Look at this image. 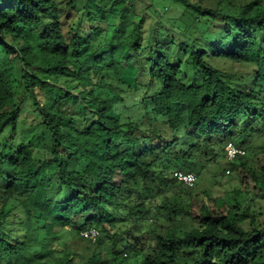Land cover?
<instances>
[{
  "label": "trees",
  "instance_id": "16d2710c",
  "mask_svg": "<svg viewBox=\"0 0 264 264\" xmlns=\"http://www.w3.org/2000/svg\"><path fill=\"white\" fill-rule=\"evenodd\" d=\"M203 1L169 0L170 18L211 17L220 37L167 39L171 54L155 14L147 34L138 16L121 35L129 0H0V264H264V213L198 204L171 177L198 175L202 146L218 155L238 136L248 149L264 139V0L228 12ZM211 56L250 69L235 82ZM123 63L137 68L132 86ZM138 86L150 107L139 123L121 120L114 107ZM246 155L228 164L264 191V164L257 176ZM180 213L194 225L182 227ZM75 223L96 228V240ZM67 228L91 250L67 249Z\"/></svg>",
  "mask_w": 264,
  "mask_h": 264
},
{
  "label": "rangeland",
  "instance_id": "374dc122",
  "mask_svg": "<svg viewBox=\"0 0 264 264\" xmlns=\"http://www.w3.org/2000/svg\"><path fill=\"white\" fill-rule=\"evenodd\" d=\"M216 1L217 0H204L203 4L208 7L217 6L223 11L228 12L233 6L238 7L244 5L250 0H229V2L223 3L221 1L218 5L215 4ZM129 2L132 3L134 8L131 9V7H129L127 9L124 18L125 20H123V33L121 35H126L130 32L131 20L137 18L138 16H142L144 21V30L147 34L150 22L155 21L153 18L155 17L153 14H155L156 18L160 20L158 21L156 28L160 33H162V35H160L157 39L162 41L161 45L164 48L174 49L176 47V45L169 44V40L179 42L180 39H183V41H187V39H189L196 40L201 43V41L220 37V30L215 28L216 21H212L211 17L208 16L200 17L199 21H172L170 17H175L178 14L176 12L177 10H175V8L170 4L169 0H129ZM150 4L151 6L148 7V11L146 9V5ZM178 12L180 13V11ZM224 26L225 23H223V28ZM218 27H222V24ZM161 38H163V40H160ZM174 51H176V49L170 51V53L173 54ZM209 63L215 68H219L224 71L225 74L230 76L235 75L232 77L235 82L239 81L238 77L243 79L246 72L250 69V67L244 62H234L220 57L211 56ZM123 65L126 67V71L122 78L125 82L132 86L137 68L133 66L132 63H123ZM58 86L61 87L60 85ZM146 91V86H138L135 88V91L130 92L129 96L125 97L122 104L115 105V115L120 116L121 120H125L126 117L131 116L133 120L139 123L140 121L137 120V117L146 112L145 106L147 107V110L150 107L149 99H146V101L143 102V93L145 94ZM147 94L149 96L150 92H147ZM24 111H27V124L32 123V120L34 121L35 117L30 111V106L26 105ZM153 115L154 114H151L152 117ZM156 124L159 126L162 133L166 134L167 137H171V132L168 130V127L162 123L160 119L157 120ZM6 135L9 136L8 134ZM2 137L3 136L0 137V144ZM243 138V136H238L234 139V141L239 144ZM263 143V137H252L250 142L253 147L252 149L247 148L249 145L248 143H240V145H242L247 151L246 164L254 170L257 176L261 175V166L264 164V151L262 148L264 146ZM196 156L199 160L206 162L203 170L198 175L195 174L197 176V182L194 188L196 192L199 193L197 196L198 204L211 203L217 207L222 204L233 206L236 204L237 200L244 205L249 203L252 208L264 213V191H259L258 189L253 188L254 182L251 181L244 169L240 167L239 161L232 165L228 164L224 157V145L222 151H220L218 155L211 154L207 147L202 146L200 151L196 153ZM226 169H229L230 172L227 173ZM185 190L186 189L183 187H178V191L181 193H184ZM178 198L179 197H177V199ZM152 203L157 205L155 200ZM159 212L162 216H175L173 209L168 207L159 208ZM177 218L180 219L181 226L186 229L194 225V223L190 222L184 213H180ZM75 224L79 234V231L83 230L84 226L80 223ZM109 224V227H112V223L109 222ZM61 240L66 242L67 249L70 250L86 252L92 248V245L84 240L78 239L74 236L70 229L68 230V228L64 231Z\"/></svg>",
  "mask_w": 264,
  "mask_h": 264
},
{
  "label": "built area",
  "instance_id": "2783aa9c",
  "mask_svg": "<svg viewBox=\"0 0 264 264\" xmlns=\"http://www.w3.org/2000/svg\"><path fill=\"white\" fill-rule=\"evenodd\" d=\"M246 154V150L244 147L238 145L236 142L232 140H227L224 144V157L227 162H231L237 157L244 156ZM226 172L229 173L230 170L226 169ZM171 177L175 179L178 183H180L185 188L194 187L197 181V176L195 173L190 171H182L178 169H174L171 171ZM81 236L86 239L94 242L99 234L98 230L94 227L85 228L80 231Z\"/></svg>",
  "mask_w": 264,
  "mask_h": 264
}]
</instances>
